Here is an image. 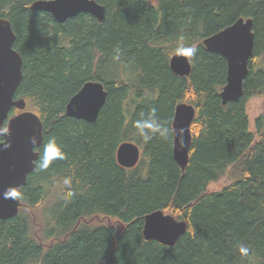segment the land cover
I'll return each mask as SVG.
<instances>
[{"label": "trees", "instance_id": "obj_1", "mask_svg": "<svg viewBox=\"0 0 264 264\" xmlns=\"http://www.w3.org/2000/svg\"><path fill=\"white\" fill-rule=\"evenodd\" d=\"M34 1L0 0L22 59L14 98L43 126L18 213L0 219V264H264V113L251 130L247 112L250 98L264 100V66L255 62L264 64V0H95L103 20L82 12L64 22L33 9ZM239 17L252 18L253 53L241 97L222 104L226 61L201 41ZM182 45L196 48L188 76L169 65ZM90 80L107 92L97 119L67 116L69 98ZM180 102L195 107L183 171L172 156ZM153 109L163 134L147 130L145 140L135 121ZM50 138L65 158L41 171L36 164ZM123 141L141 149L130 169L116 161ZM220 179V190L209 189ZM37 207L52 223L35 237L27 218ZM155 210L185 221L174 244L143 236L144 216Z\"/></svg>", "mask_w": 264, "mask_h": 264}, {"label": "water", "instance_id": "obj_2", "mask_svg": "<svg viewBox=\"0 0 264 264\" xmlns=\"http://www.w3.org/2000/svg\"><path fill=\"white\" fill-rule=\"evenodd\" d=\"M31 7L50 13L58 22L78 13H89L97 20L104 18V6L95 0H36ZM252 18L239 17L230 25L202 38L203 46L220 54L226 61V82L219 91L222 104L236 102L242 95V85L248 73V62L253 53L254 33ZM15 35L11 23L0 18V219L17 215L18 198H5V192L15 189L19 194L27 175L35 170L37 149L42 143V123L32 111L26 110L23 98H14L22 79V59L13 48ZM170 69L179 76H188L191 65L186 55L175 52L169 60ZM107 92L99 81H87L72 95L65 114L88 122L97 119L105 103ZM15 108L18 113L11 115ZM195 107L180 102L174 108L171 124L172 156L183 171L188 163L191 143V123ZM36 138V143L32 142ZM116 161L123 168H133L141 156L140 147L132 141L121 142L116 149ZM186 232V223L176 220L162 210L144 216L142 233L146 239L165 245L174 244Z\"/></svg>", "mask_w": 264, "mask_h": 264}, {"label": "clouds", "instance_id": "obj_3", "mask_svg": "<svg viewBox=\"0 0 264 264\" xmlns=\"http://www.w3.org/2000/svg\"><path fill=\"white\" fill-rule=\"evenodd\" d=\"M183 52L186 56H194L196 53L195 47H183ZM118 59V56L116 57ZM135 125L139 132L143 135L145 140L151 139V136L148 134L147 130H151L153 133L160 132L163 134L162 126L157 122L155 118V109L152 110V116L148 119H140L135 121ZM32 142L35 144L36 138L34 137ZM65 158V155L60 147V145L57 143L55 138H50L46 144L43 146V154L40 156L36 166L39 170L44 171L47 170L51 163L54 160H63ZM63 185L68 188L69 190L65 193L67 197H70L73 195V192L71 191V177H65L63 179ZM19 193L15 189H9L5 192V198H18ZM240 251L244 254H248V249L246 247H241Z\"/></svg>", "mask_w": 264, "mask_h": 264}, {"label": "rangeland", "instance_id": "obj_4", "mask_svg": "<svg viewBox=\"0 0 264 264\" xmlns=\"http://www.w3.org/2000/svg\"><path fill=\"white\" fill-rule=\"evenodd\" d=\"M154 3H157V0H153ZM255 62L257 64V67L264 66L263 63H261L260 59H255ZM263 97L261 95H255L252 98H250L247 102V112L249 115V121H250V129L253 130L254 128V120L261 114L264 113V103H263ZM27 110V109H26ZM19 112L18 110H16ZM13 115V114H12ZM226 181L224 179H220L218 182H213L209 185V189L211 190H220L222 186L224 185ZM21 211L25 213L22 209ZM32 215L28 216V222H29V229L30 233L37 236H42L44 234V228L47 226L50 222V213L47 211H42L40 207L33 208L31 210ZM99 223L98 219H95L91 221L90 225H97Z\"/></svg>", "mask_w": 264, "mask_h": 264}, {"label": "flooded vegetation", "instance_id": "obj_5", "mask_svg": "<svg viewBox=\"0 0 264 264\" xmlns=\"http://www.w3.org/2000/svg\"><path fill=\"white\" fill-rule=\"evenodd\" d=\"M2 139L0 138V141H1Z\"/></svg>", "mask_w": 264, "mask_h": 264}]
</instances>
